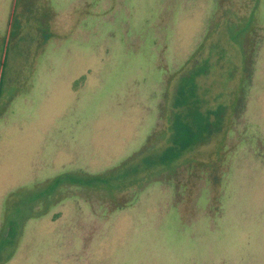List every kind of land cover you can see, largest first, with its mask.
I'll return each instance as SVG.
<instances>
[{
  "label": "rangeland",
  "instance_id": "1",
  "mask_svg": "<svg viewBox=\"0 0 264 264\" xmlns=\"http://www.w3.org/2000/svg\"><path fill=\"white\" fill-rule=\"evenodd\" d=\"M2 38L0 264H264V0H0ZM199 64L203 110L242 98L192 152L214 168L67 183L162 144Z\"/></svg>",
  "mask_w": 264,
  "mask_h": 264
},
{
  "label": "trees",
  "instance_id": "2",
  "mask_svg": "<svg viewBox=\"0 0 264 264\" xmlns=\"http://www.w3.org/2000/svg\"><path fill=\"white\" fill-rule=\"evenodd\" d=\"M43 20V18H42ZM43 23V21H42ZM250 20L246 25H250ZM45 24V22H44ZM14 37L20 31L19 25H15ZM44 29V28H42ZM245 38L249 29L244 28ZM44 30H40L41 36ZM19 40V39H16ZM33 40V39H32ZM8 40L0 39V89L2 87V76L6 68L8 55ZM248 41V40H247ZM19 42V41H17ZM18 49V47L16 46ZM28 53V48H26ZM37 47L35 46V50ZM36 52V51H35ZM18 54L14 51V55ZM27 58V56H25ZM247 53L244 55L243 71L249 63ZM197 67V68H196ZM192 67L186 74L180 76L174 94L171 97V109L168 113L169 130L163 143H156L143 151L129 157L120 165L99 174L81 173L78 175L68 174L67 183H76L88 189L106 191L111 195L138 189L139 186L148 181L153 175L162 174L178 167L203 166L214 168L219 160L200 161L192 155L193 150L219 133H224L231 121L234 108L241 103L240 91L238 96L230 100L229 107L217 106L203 110L200 97L197 95L195 74L204 73L201 64ZM17 67L14 69L16 70ZM13 71V69L10 68ZM243 79H241L242 81ZM5 82V80H3ZM242 83H240L241 85ZM198 162V163H197ZM211 164V166H209ZM58 180L56 181V183ZM61 183V181H59ZM55 183V186L57 185Z\"/></svg>",
  "mask_w": 264,
  "mask_h": 264
}]
</instances>
